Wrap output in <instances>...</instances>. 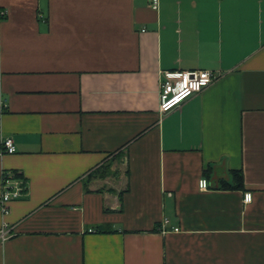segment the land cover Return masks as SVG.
Here are the masks:
<instances>
[{
  "label": "crops",
  "instance_id": "crops-1",
  "mask_svg": "<svg viewBox=\"0 0 264 264\" xmlns=\"http://www.w3.org/2000/svg\"><path fill=\"white\" fill-rule=\"evenodd\" d=\"M1 11L0 193L3 173L24 188L0 264H264V0ZM172 70L220 76L160 113ZM231 170L242 189L219 188Z\"/></svg>",
  "mask_w": 264,
  "mask_h": 264
},
{
  "label": "built area",
  "instance_id": "built-area-1",
  "mask_svg": "<svg viewBox=\"0 0 264 264\" xmlns=\"http://www.w3.org/2000/svg\"><path fill=\"white\" fill-rule=\"evenodd\" d=\"M151 7L157 8L158 0H150ZM4 13L1 11L0 16ZM220 76L218 71L210 70H172L161 71L158 83V98L160 113H167L178 107L183 101L192 95L200 92ZM2 149L4 153H14L15 147L12 139L2 140ZM0 193V213L7 215L9 213V203L18 198L21 190L24 188L23 180L15 176L14 172L3 173L1 177ZM199 189H206L208 182L201 178L198 181ZM250 193H245L243 200L250 201ZM167 220L162 221V226L167 224ZM10 226L3 221L0 227V241L6 240L10 235ZM174 231L178 229L173 228ZM161 231H163L161 229Z\"/></svg>",
  "mask_w": 264,
  "mask_h": 264
},
{
  "label": "trees",
  "instance_id": "trees-1",
  "mask_svg": "<svg viewBox=\"0 0 264 264\" xmlns=\"http://www.w3.org/2000/svg\"><path fill=\"white\" fill-rule=\"evenodd\" d=\"M211 168L208 167V169L205 171L206 174H210ZM15 173V176L21 177L19 173ZM231 178H232V183L229 184L224 180H220L219 182V188L221 189H242L243 188V175L241 170H231L230 171Z\"/></svg>",
  "mask_w": 264,
  "mask_h": 264
}]
</instances>
